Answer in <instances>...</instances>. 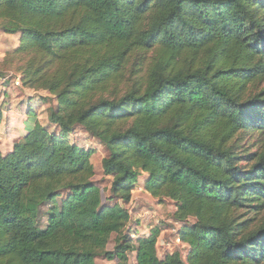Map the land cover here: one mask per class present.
Here are the masks:
<instances>
[{
	"label": "trees",
	"instance_id": "obj_1",
	"mask_svg": "<svg viewBox=\"0 0 264 264\" xmlns=\"http://www.w3.org/2000/svg\"><path fill=\"white\" fill-rule=\"evenodd\" d=\"M0 32L22 86L55 99L0 150V264H130L133 247L134 264H264V0H0ZM77 132L108 152L111 205ZM141 175L176 204L184 258H158V228L125 234Z\"/></svg>",
	"mask_w": 264,
	"mask_h": 264
},
{
	"label": "rangeland",
	"instance_id": "obj_2",
	"mask_svg": "<svg viewBox=\"0 0 264 264\" xmlns=\"http://www.w3.org/2000/svg\"><path fill=\"white\" fill-rule=\"evenodd\" d=\"M18 45V35L10 36L0 32V73H2L10 81L7 86H4L3 80L0 81V106L3 107L5 113H3L4 128L0 130V150L6 152L8 149L18 142L23 135L22 122L24 121L23 107L25 108L26 102L33 101L36 107L35 112L38 121L45 126H48L47 116L49 114L50 107L55 102V99L48 95V93L42 90L26 89L20 82L21 73L18 71L23 66V60L19 62L13 58L11 53ZM19 80V85H16ZM113 85L108 88L113 90ZM264 89V82L258 87V90ZM108 91L107 93H109ZM123 89L121 88V92ZM104 94L103 97H106ZM23 103V104H22ZM79 146L84 150H92L91 164L94 169V177L92 179L93 184L100 190L102 201L105 202L110 197V187L112 179L105 176L101 166V162L108 155V152L102 144L95 141L91 137H88L84 133L77 132L74 134ZM256 134L247 135L243 139V145L249 148V151L256 150ZM254 146L253 148H251ZM145 176L141 175L138 178L137 184L131 193V199L129 202L122 204L123 208L131 215V224L125 229V234L131 237L132 241L138 237H149L151 231L158 228L160 234L157 240L156 249L157 256L162 259L165 254L179 252L184 258L187 255V246L181 242H177V232L180 230L181 225L172 221V215L175 212V203L169 200L152 199L143 190V183ZM108 205L113 202L107 200ZM194 223L193 219H189L188 225ZM44 224V223H43ZM41 226L44 228L45 224ZM138 234V236L136 235ZM136 235V236H135ZM115 236L110 239V243L107 245V251L113 250V241ZM133 245V242H132ZM129 263L134 264L135 259V247L132 252L128 254ZM95 264H116V260L107 261L103 256H97L95 258Z\"/></svg>",
	"mask_w": 264,
	"mask_h": 264
},
{
	"label": "crops",
	"instance_id": "obj_3",
	"mask_svg": "<svg viewBox=\"0 0 264 264\" xmlns=\"http://www.w3.org/2000/svg\"><path fill=\"white\" fill-rule=\"evenodd\" d=\"M4 80H6V79H4ZM29 102H30V101H29ZM29 102H26V104H29V105H30L31 102H33V101H31L30 103H29ZM3 107H5V106H3ZM2 109H3V108H2ZM3 111H4V110H3ZM4 113H5V112H4ZM3 124H4V122L2 123V128H1V129L4 128V125H3ZM1 129H0V130H1ZM22 131H23V129H22ZM24 134H25V133H24V131H23V135H24ZM0 137H1V133H0ZM11 150H12V147H11V149H8L6 152H10Z\"/></svg>",
	"mask_w": 264,
	"mask_h": 264
},
{
	"label": "built area",
	"instance_id": "obj_4",
	"mask_svg": "<svg viewBox=\"0 0 264 264\" xmlns=\"http://www.w3.org/2000/svg\"><path fill=\"white\" fill-rule=\"evenodd\" d=\"M16 85H19V80H17ZM177 242L179 243V239L177 238Z\"/></svg>",
	"mask_w": 264,
	"mask_h": 264
}]
</instances>
